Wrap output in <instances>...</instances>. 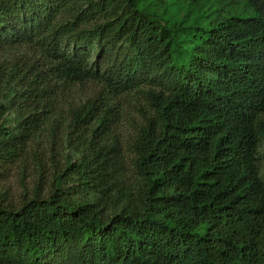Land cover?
Wrapping results in <instances>:
<instances>
[{
	"label": "trees",
	"instance_id": "trees-1",
	"mask_svg": "<svg viewBox=\"0 0 264 264\" xmlns=\"http://www.w3.org/2000/svg\"><path fill=\"white\" fill-rule=\"evenodd\" d=\"M183 3L190 25L161 17ZM17 43L47 62L0 63V98L15 83L0 156L47 122L52 80L147 86L148 107L130 184L112 107L69 108L79 158L46 197L0 205V264H264V0H0V50Z\"/></svg>",
	"mask_w": 264,
	"mask_h": 264
},
{
	"label": "rangeland",
	"instance_id": "rangeland-1",
	"mask_svg": "<svg viewBox=\"0 0 264 264\" xmlns=\"http://www.w3.org/2000/svg\"><path fill=\"white\" fill-rule=\"evenodd\" d=\"M151 6V5H150ZM161 17L171 23H181L183 26L194 22L197 13H190L186 5H168L161 10ZM199 20V19H197ZM203 22V21H198ZM30 44L17 43L12 48L0 50V63L20 56L26 57L37 64L47 62L39 50ZM91 57H96L91 52ZM2 65V64H1ZM3 66V65H2ZM55 83L49 98L40 99V104H46L47 122L44 123L32 136L25 149H16L15 155L0 156V205L18 207L24 201L36 196L46 197L53 191L56 176L64 175L67 162L77 161V152L68 145L70 138L69 108L83 104L94 98H103L113 109L111 123V135L120 142L124 153V171L127 184L135 183L138 176L131 165L129 146L132 138L143 124V113L147 110L145 92L149 87L130 90L122 93H114L97 79H85L76 83ZM14 82L4 85V96L0 98V116L7 127L14 125L13 105L9 99L13 94L10 89ZM16 89H19L18 86ZM18 100V99H17ZM48 100V101H47ZM41 110V109H40ZM264 120V115H261ZM257 164L261 176L264 177V139L261 137L257 150ZM72 179L65 178L61 182L62 187L72 184Z\"/></svg>",
	"mask_w": 264,
	"mask_h": 264
}]
</instances>
